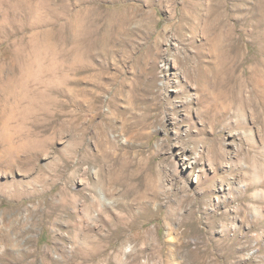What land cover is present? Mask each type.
I'll list each match as a JSON object with an SVG mask.
<instances>
[{"label": "rangeland", "instance_id": "obj_1", "mask_svg": "<svg viewBox=\"0 0 264 264\" xmlns=\"http://www.w3.org/2000/svg\"><path fill=\"white\" fill-rule=\"evenodd\" d=\"M263 181L264 0H0V264H264Z\"/></svg>", "mask_w": 264, "mask_h": 264}, {"label": "bare ground", "instance_id": "obj_2", "mask_svg": "<svg viewBox=\"0 0 264 264\" xmlns=\"http://www.w3.org/2000/svg\"><path fill=\"white\" fill-rule=\"evenodd\" d=\"M262 184L264 185V181L262 182ZM250 186H251V189H253V184H251ZM65 200H67V196L64 194L63 195V199H62V204L65 203ZM92 204L95 205L96 204V200H94L92 202ZM92 204H89V206H88L87 209H89ZM226 217H227V215H224L223 216V219L226 218ZM216 218L217 217H215V219ZM187 226H189V227H188V230L185 233V235H191V234L194 233L197 236H200L201 237V235H202L201 233L202 232L198 231L197 227H195L196 225L193 223L192 220L188 223ZM223 226H224V231H223L222 245L221 246H218V250H221V252L223 254V257H224V261L225 262H230L233 258H236V259L239 258V256L237 254L241 251V249L238 247L239 246V241L236 239V237H233V238L229 237V235H228V229H227L226 225H223ZM90 242H91V240H90ZM91 245H92V243H91ZM207 247H208V244L206 243V250L203 251V252L199 251L198 249H196L195 251H192V250H188L187 249L185 251V253H186V257H187L188 262L190 264H197V263L204 264V262L201 261L203 259V257L204 258L205 257H210L212 255V252Z\"/></svg>", "mask_w": 264, "mask_h": 264}]
</instances>
